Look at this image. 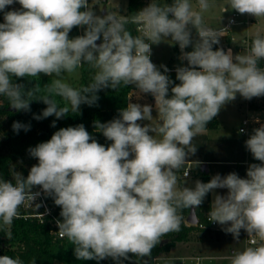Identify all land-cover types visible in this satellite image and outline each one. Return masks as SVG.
Returning <instances> with one entry per match:
<instances>
[{"label":"clouds","instance_id":"obj_1","mask_svg":"<svg viewBox=\"0 0 264 264\" xmlns=\"http://www.w3.org/2000/svg\"><path fill=\"white\" fill-rule=\"evenodd\" d=\"M17 2L20 9L6 11ZM197 3L199 11L190 0L164 5L152 0L131 16L117 17L109 11L97 15L89 0H0L4 14L0 96L13 109L30 111V101L40 100L47 107L34 119L53 115L61 119L69 107H61L56 97L78 113L82 104L96 105L100 90H116L123 84L134 86L139 95L154 97L160 121L156 126L142 125L153 120V106L130 99L117 118L94 124L112 142L107 147L83 124L60 128L50 140L30 147L28 153L38 164L27 177L13 169L11 180L0 178L3 225L10 227L20 206L26 202L33 206L43 193L61 208L58 232L73 245L77 260L111 257L123 264L129 254L150 257L162 236L180 231L179 210L194 211L212 192L211 222L230 225L223 231L234 239L243 229L264 241V124L245 141L246 149L261 162L248 166L247 178L235 172L216 174L207 183L195 181L194 188H178L177 171L197 151L193 138L205 131L221 108L237 94L246 100L264 96V68L258 63L264 60V36H255L247 55L234 56L231 48L213 50L224 29L205 25L201 12L209 9V0ZM229 9L264 17V0H229L223 12ZM129 23L140 26L141 34L133 36L126 28ZM73 28H83V34L70 38ZM169 37L179 45V59L187 62L176 68L179 84L166 74L165 65L158 68L150 59L151 46ZM189 46L192 51H185ZM85 63L97 70L87 86L77 89L59 79ZM40 74L57 78L45 85L43 96L32 99L40 86L26 89L16 80ZM255 122L260 123L258 118ZM51 126H56L55 121ZM12 128L18 133L30 130V125L17 121ZM37 186L40 191H33ZM216 189H227V194H215ZM40 207L35 204L36 209ZM7 237L11 238L10 231ZM0 264L24 262L2 255ZM231 264H264V243L234 251Z\"/></svg>","mask_w":264,"mask_h":264},{"label":"rangeland","instance_id":"obj_2","mask_svg":"<svg viewBox=\"0 0 264 264\" xmlns=\"http://www.w3.org/2000/svg\"><path fill=\"white\" fill-rule=\"evenodd\" d=\"M144 1L147 6L152 2V0ZM155 2L164 5L172 3V0H155ZM128 3L129 0H89V7L93 8V11L100 16L106 15L109 11L117 17H125ZM190 3L195 10L199 11L197 0H190ZM209 5L208 10L201 12L205 25L213 29H221L226 27L231 17H234L235 23L226 28V34L229 36L230 41L226 45L225 51L231 48L234 56L238 54L247 55L249 53V38L258 33L264 34V17L256 18L249 14H239L234 9L223 12V8L229 6V0H209ZM20 8L21 5L18 2L11 5V10ZM83 31V28H73L69 36L71 38L82 35ZM192 34H196L195 29H192ZM227 35L224 38H220L222 46H225ZM180 56L179 45L174 44L170 37L158 45H152V62L158 68L160 65L174 68L186 66L187 62L181 61L179 59ZM261 68H264V60ZM80 75V68H78L71 73H63L59 79L76 88ZM56 78L55 76L51 77L52 80ZM137 91L135 89L131 91L129 101L131 99L133 103L153 106V120L140 123L142 125L148 123L153 126L158 125L160 121L155 110L154 97L150 94L139 95ZM247 102L249 109L252 111L248 110ZM66 104L70 107L67 102ZM255 115L264 120V96L246 100L237 94L234 101L223 106L216 116L219 121L218 126L205 129L204 132L193 138L192 145L197 147V151L194 155H190L185 164L177 171L178 188H194L195 181H201L205 175L208 176L209 181L216 174L223 177L232 172L237 173L241 178H247L248 166L252 163L261 162L255 160L246 149L245 141L250 137L253 129L258 128L260 125L252 122L244 133L240 131V126L244 118H252ZM204 164H207V173H204L202 169ZM185 169L190 170V175L185 176L183 174ZM215 194L226 195L227 189H216ZM211 197L213 201L214 194L212 192ZM208 212L204 209L201 210V216L206 215ZM208 226V229L201 230L200 227L194 229L187 239L176 241L168 251L161 252L159 254L161 257L160 264H231V259L217 256L208 257V255L231 253L233 235L223 231V228L230 225H220L222 227L220 242H215V239H213L215 229L213 226ZM242 232L243 229H241L239 237L242 236ZM195 256H200V259Z\"/></svg>","mask_w":264,"mask_h":264},{"label":"trees","instance_id":"obj_3","mask_svg":"<svg viewBox=\"0 0 264 264\" xmlns=\"http://www.w3.org/2000/svg\"><path fill=\"white\" fill-rule=\"evenodd\" d=\"M146 6L147 4L144 0H129L125 17L135 14V12ZM6 11H11V5L6 8ZM3 15V12H0V23L4 22ZM126 28L133 36L140 35L137 25L129 23L126 25ZM192 35L193 38H196V34ZM254 38L255 36L251 37L248 41L249 51ZM225 42L228 43L229 39H226ZM220 47L225 50V46L221 45V41L218 45H214L213 49L215 50ZM185 51H192L191 46L186 48ZM258 63L260 67L263 66V60H260ZM166 67L169 69V72L166 73L169 78L174 84H179L180 82L176 79V68ZM96 71L89 64H83L80 67L81 75L76 88L79 89L90 84ZM161 72H163V69H161ZM51 81L50 76L40 74V77L18 79L16 83L24 84L26 89L33 87L35 84L39 85L41 90L32 97V99H39L45 94V85L50 84ZM133 89L134 86L121 84L116 90H112L111 88L100 90L97 93L99 99L96 105L88 106L87 104H82L78 113L72 112L69 107L68 115L61 119H57L54 115L40 120L34 119V115H41L42 111L47 107L40 100L30 101V111H17L9 105L6 97L0 96V178L11 180L13 169L24 177H27L31 167L38 164L37 159L30 157L28 149L50 140L51 136L60 128L75 127L76 125L83 124L98 143L105 145V147L110 145L112 142L107 140L101 132L96 131L94 124L97 121L106 123L117 118L119 110L126 107L129 103V96ZM171 95L170 86L169 96ZM56 99L61 107L67 106L66 102L60 97H56ZM17 121L30 125V130L24 131L21 129L18 133L15 132L12 125ZM53 121H55V127L51 126ZM218 124V118L215 117L208 123L206 129L216 128ZM204 173H207V171L204 170ZM201 182H209L208 176H203ZM47 199L50 206L54 208L58 218L62 219L60 217L61 208L55 205L52 197L47 196ZM210 202L211 192L207 194L201 206L196 208L199 222L206 224V226L201 227L199 224L187 223L186 217L190 209L179 210L178 214L182 216L179 232H170L162 236L160 242L153 248L150 257L139 258L129 254L130 259L123 260V264H150L153 262L155 256H159L161 252L168 251L174 242L187 239L194 229L199 227L201 230L208 229V213L201 216V210L209 211ZM9 231L11 232V238H8V245L0 253V256L19 257L24 264H33V262L34 264H117L111 257L101 261L77 260L74 255V247L67 238H55L50 231V224L48 222L42 223L35 218H16ZM164 239L167 241L162 242Z\"/></svg>","mask_w":264,"mask_h":264},{"label":"built area","instance_id":"obj_4","mask_svg":"<svg viewBox=\"0 0 264 264\" xmlns=\"http://www.w3.org/2000/svg\"><path fill=\"white\" fill-rule=\"evenodd\" d=\"M235 23V18L231 17L226 25V27H224V32H226V28L228 26H230L231 24ZM137 30L138 32L141 34L140 31V26L137 25ZM152 48V46H151ZM214 50V49H213ZM151 61H152V54L150 57ZM259 119L260 123L263 121L262 118H260L259 116H253L252 118L246 117L243 119L242 121V126L240 127V129H244L243 132H246L247 127L252 123H256L255 120ZM258 123V124H260ZM185 173H187V175L190 174V170L189 169H185L184 170V175ZM33 191H40V188L37 187L36 189H34ZM39 203L41 204V207L36 209L35 208V204ZM17 218H35L37 220H39L40 222L44 223V222H48L50 224V231L51 233L55 236V238H61L60 234L58 232V226L56 221L60 220L58 218V216L55 213V210L52 206H50L47 196H45L43 193L41 194L40 197L37 198V200L34 202L33 206H29L27 204V202L24 205H21L19 208V216ZM16 218H14L15 220ZM13 220V221H14ZM207 220L209 222L210 226H215L216 223L211 222L209 219V214L207 216ZM13 224V223H12ZM199 226L204 227L206 226V224L199 222L198 223ZM12 225L9 226H5L2 224V221H0V253L3 252L5 250V248L8 245V237H7V233L8 231L11 229ZM253 240L256 241L255 244H253ZM260 243H264V241H260L258 237L255 236H248L247 232H246V237H245V248L246 247H255L258 246ZM196 257V256H195ZM160 256H155L153 259V262L150 264H160ZM197 259H200L199 256L196 257Z\"/></svg>","mask_w":264,"mask_h":264},{"label":"crops","instance_id":"obj_5","mask_svg":"<svg viewBox=\"0 0 264 264\" xmlns=\"http://www.w3.org/2000/svg\"><path fill=\"white\" fill-rule=\"evenodd\" d=\"M225 35H227L226 34V32H224V35H223V37L222 38H224L225 37ZM260 35H263L264 36V34H260ZM253 36H256V35H253ZM253 36H251V37H253ZM250 37V38H251ZM249 38V39H250ZM226 39H229V36L227 35V38H225V40ZM229 41H230V39H229ZM249 41V40H248ZM229 43V42H228ZM228 43H226L225 42V47H226V45L228 44ZM226 49V48H225ZM228 50V49H227ZM249 50V49H248ZM154 102H155V100H154ZM247 108H248V110L249 111H252V110H250L249 109V107H248V102H247ZM255 116H257V115H255ZM263 120V119H262ZM260 124H264V120L260 123ZM259 124V125H260ZM242 126V125H241ZM240 126V127H241ZM244 133V132H243ZM204 171V170H203ZM183 174H184V172H183ZM190 175V174H189ZM185 176H188V175H185ZM211 203H212V197H211V202H210V207H211ZM209 211H210V209H209ZM208 214H209V212H208ZM213 228L215 229V233H214V235H213V239H215V242H220L221 241V230H222V227L218 224V223H216L215 224V226H213ZM212 236V235H211ZM245 237H246V231L245 230H243V232H242V236L241 237H239V239L237 240V239H234L233 237H232V248L230 249V254H223V255H219V254H217V255H208V257H222V258H224V259H231V256H232V253L234 252V251H242L244 248H245ZM234 239V240H233ZM197 257V256H196ZM200 257V256H199ZM206 257H207V255H206Z\"/></svg>","mask_w":264,"mask_h":264},{"label":"water","instance_id":"obj_6","mask_svg":"<svg viewBox=\"0 0 264 264\" xmlns=\"http://www.w3.org/2000/svg\"><path fill=\"white\" fill-rule=\"evenodd\" d=\"M100 42L101 41H97L98 44ZM202 169L208 172L207 164H204ZM186 221L189 224H198L199 223V217L197 215L196 209L194 211L192 209H190V212L186 217ZM165 241H167V240L164 239L162 242H165Z\"/></svg>","mask_w":264,"mask_h":264}]
</instances>
